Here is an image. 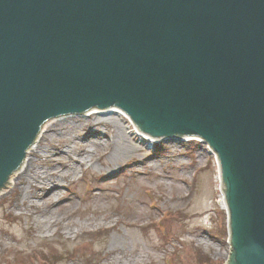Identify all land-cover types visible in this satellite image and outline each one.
<instances>
[{"label": "water", "instance_id": "95a60500", "mask_svg": "<svg viewBox=\"0 0 264 264\" xmlns=\"http://www.w3.org/2000/svg\"><path fill=\"white\" fill-rule=\"evenodd\" d=\"M112 103L218 152L228 264H264V0H0V187L47 118Z\"/></svg>", "mask_w": 264, "mask_h": 264}, {"label": "rangeland", "instance_id": "374dc122", "mask_svg": "<svg viewBox=\"0 0 264 264\" xmlns=\"http://www.w3.org/2000/svg\"><path fill=\"white\" fill-rule=\"evenodd\" d=\"M65 118L80 124L51 136L40 155L54 154L58 145L72 146L74 156L89 147L92 163L70 166L76 173L63 180L61 196L72 200L62 201V208L59 198L52 208L62 225H45L27 183L0 194V264H227L218 164L207 144L146 141L124 117L121 126L139 147L109 166L112 145L104 144L102 132L116 133L110 119L94 124L93 116ZM89 128L99 133L92 141L85 134ZM42 167L56 165L46 161ZM67 219L82 229L70 233Z\"/></svg>", "mask_w": 264, "mask_h": 264}, {"label": "bare ground", "instance_id": "6f19581e", "mask_svg": "<svg viewBox=\"0 0 264 264\" xmlns=\"http://www.w3.org/2000/svg\"><path fill=\"white\" fill-rule=\"evenodd\" d=\"M70 114H80L82 117L86 118V120L93 116L92 122L94 124L100 123L103 119H110V122H112L114 128L116 129V133H114L113 135H109V130L102 132V136L105 141L104 144L107 147L108 145H112V150L110 151L108 156L109 166L110 163L121 159L125 155L131 154L139 147L134 143L133 138H131V134L130 136H128L125 127L121 126L125 123V121L122 120V118L124 117L129 119L130 124L131 126H134V131L136 133H138L142 138L149 139L152 142H170L169 140H192L196 138L195 135L191 136L173 133L167 134L163 133L162 131L157 132L155 130L140 129V123H137V120H134L132 115H130L127 110L116 103L94 106L79 113H68L57 115L56 117L47 118L43 123H41L35 139L28 144L22 160L14 166L13 171L7 178L6 185L0 188V194L7 188L13 191L17 188L18 185L27 183L28 187L31 189L30 193L38 203L32 205L36 206L37 208L38 206L40 207L41 214H43V221L45 222V225L48 226H59V224L62 225L63 223L62 221H59L62 216L58 217L52 211V208L57 205L56 201L59 198L60 203L64 200H72L71 196H61V189L66 188V185L63 183L64 178L68 177V173L70 172L76 173V168H71L70 166L76 165L79 169H82L83 167L90 165L94 157V153L91 152L89 147L82 148L81 153H79V155L77 156H74L71 152L72 146L63 147L60 145H58L57 149L55 148L54 154L47 153L40 155V150L41 148H43L42 143H46L47 141H49L51 136H55L59 133V131L69 133L71 130L77 127L76 124L78 123L73 122L74 119L70 122L69 119L65 118ZM85 134L86 138L89 141H92L94 137L99 135V133L92 130V128H89V130ZM105 153L106 152L104 151L103 154ZM103 154L99 155L97 159L100 164H102V162L104 161ZM36 160L40 162L37 166L34 165ZM46 161L51 165H56V167L44 169L42 166ZM59 167L62 169L60 170ZM218 173V179L220 182V180L223 179L221 165H219L218 167ZM223 189L222 203L223 206L229 208L230 206H228L227 203L225 188L223 187ZM41 205H44V207H42ZM65 205V202H62V208H65ZM66 214L67 213H65V216ZM64 224L65 228L70 231V233L82 229L81 223H76L71 219H67ZM114 243H116V239H114Z\"/></svg>", "mask_w": 264, "mask_h": 264}, {"label": "trees", "instance_id": "16d2710c", "mask_svg": "<svg viewBox=\"0 0 264 264\" xmlns=\"http://www.w3.org/2000/svg\"><path fill=\"white\" fill-rule=\"evenodd\" d=\"M219 213L224 216V211H222L221 209H219ZM222 228L224 230V233L226 234V229H227L226 228V222H224V226H222ZM200 261H202V262H208V261H210V259L209 258L207 259L206 257H203V259H201Z\"/></svg>", "mask_w": 264, "mask_h": 264}]
</instances>
